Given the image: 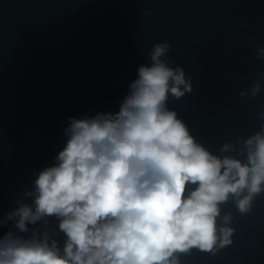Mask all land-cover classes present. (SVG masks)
Instances as JSON below:
<instances>
[{"label": "water", "instance_id": "water-1", "mask_svg": "<svg viewBox=\"0 0 264 264\" xmlns=\"http://www.w3.org/2000/svg\"><path fill=\"white\" fill-rule=\"evenodd\" d=\"M157 45L191 87L169 93L165 108L210 154L247 164L255 144L246 142L264 136V0H0V242H55L64 254L60 218L21 231L9 214L35 210V181L58 164L70 117L119 112ZM260 188L244 211L247 189L221 202L213 248L176 252L177 264H264Z\"/></svg>", "mask_w": 264, "mask_h": 264}, {"label": "clouds", "instance_id": "clouds-1", "mask_svg": "<svg viewBox=\"0 0 264 264\" xmlns=\"http://www.w3.org/2000/svg\"><path fill=\"white\" fill-rule=\"evenodd\" d=\"M165 52L157 45L151 66L138 68L119 112L70 117L58 164L35 181V210L25 204L9 214L19 217L21 231L43 216L60 218L64 254L55 242L49 247L6 239L0 264H177L176 252L213 248L218 205L230 194L239 197L247 189L249 195L238 200L246 210L264 183V136L246 142L255 144L247 164L220 159L194 143L165 108L169 93L179 99L191 90L181 68L160 60ZM189 183L197 187L185 196ZM220 231L221 244L230 243L231 229Z\"/></svg>", "mask_w": 264, "mask_h": 264}]
</instances>
